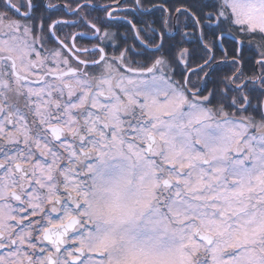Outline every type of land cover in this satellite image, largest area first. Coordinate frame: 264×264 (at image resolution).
I'll list each match as a JSON object with an SVG mask.
<instances>
[{
    "label": "snow or ice",
    "instance_id": "obj_1",
    "mask_svg": "<svg viewBox=\"0 0 264 264\" xmlns=\"http://www.w3.org/2000/svg\"><path fill=\"white\" fill-rule=\"evenodd\" d=\"M0 264H264V0H0Z\"/></svg>",
    "mask_w": 264,
    "mask_h": 264
}]
</instances>
